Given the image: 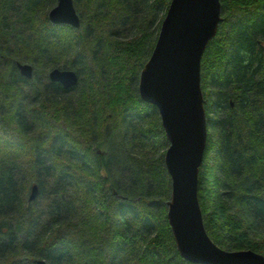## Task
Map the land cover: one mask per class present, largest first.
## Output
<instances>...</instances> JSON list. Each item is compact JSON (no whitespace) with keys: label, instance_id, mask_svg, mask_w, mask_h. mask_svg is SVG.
<instances>
[{"label":"trees","instance_id":"1","mask_svg":"<svg viewBox=\"0 0 264 264\" xmlns=\"http://www.w3.org/2000/svg\"><path fill=\"white\" fill-rule=\"evenodd\" d=\"M169 2L73 0V28L50 23L56 0H0V264H193L166 218L161 119L138 94ZM219 2L197 199L216 245L264 255V0ZM56 67L76 85L50 81Z\"/></svg>","mask_w":264,"mask_h":264},{"label":"water","instance_id":"2","mask_svg":"<svg viewBox=\"0 0 264 264\" xmlns=\"http://www.w3.org/2000/svg\"><path fill=\"white\" fill-rule=\"evenodd\" d=\"M48 19L54 25L80 26L73 0H56ZM222 20L219 0H170L153 50L140 71L138 94L157 108L168 142L164 165L171 195L166 218L180 257L193 264H264V255L251 249L226 250L216 245L205 231L197 199L207 139L200 63ZM16 66L21 76L32 78L31 64L17 62ZM48 78L65 88L78 81L75 71L57 67L48 72ZM36 193L33 185L29 200Z\"/></svg>","mask_w":264,"mask_h":264}]
</instances>
